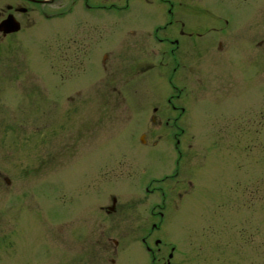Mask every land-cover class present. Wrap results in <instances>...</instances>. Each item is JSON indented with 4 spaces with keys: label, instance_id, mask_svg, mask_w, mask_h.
Masks as SVG:
<instances>
[{
    "label": "rangeland",
    "instance_id": "obj_1",
    "mask_svg": "<svg viewBox=\"0 0 264 264\" xmlns=\"http://www.w3.org/2000/svg\"><path fill=\"white\" fill-rule=\"evenodd\" d=\"M162 5L177 66L150 14L84 59L0 45V264H264V0Z\"/></svg>",
    "mask_w": 264,
    "mask_h": 264
},
{
    "label": "flooded vegetation",
    "instance_id": "obj_2",
    "mask_svg": "<svg viewBox=\"0 0 264 264\" xmlns=\"http://www.w3.org/2000/svg\"><path fill=\"white\" fill-rule=\"evenodd\" d=\"M134 1H138L136 5L135 3L133 4ZM162 2L163 0H0V45L12 42L18 43L20 47L24 43L31 45L36 42L37 34H44L51 52L54 46L59 45L58 48L61 49L64 57L69 56L72 51L75 58L84 59L86 56L90 57L91 54L98 53L100 46L95 47L96 43H101V46L108 44L109 51L112 50L111 48L116 43L114 26L117 19H119V25L128 27L133 23L139 22L145 14H150L156 17V20L152 22L156 31L158 30L156 33L159 42L166 45L170 44L168 57L173 59L177 66L180 64L179 60L192 50L191 45H186L187 42L191 41L192 35L188 33V41L186 40L183 47L181 46V41L174 36L159 37L158 33L162 30V25H156L155 22L164 17ZM148 7L152 8L153 13H147ZM178 13L169 10L167 15H171L170 18H175ZM138 16L139 19L136 18ZM175 21L184 27L179 25L176 28L181 29L180 32L182 34H186V23L179 18ZM168 22L173 24L174 21L170 19ZM170 26L167 25L163 28L167 30ZM106 28L108 29L106 30ZM2 49L0 46V51ZM166 53L168 52H162L165 55ZM108 56L107 53L103 54L104 59H107ZM35 59V55H33V60ZM176 66L174 67L175 69ZM51 71V69H47V72L45 70V76L48 75V85L50 86H52L53 82L52 77H49L52 74ZM62 74L64 75L65 73L62 72ZM168 101L172 102V99H168ZM182 110L183 112L185 111L184 108ZM153 111L157 112V107ZM144 118L146 119V117ZM156 119L157 116L153 114L151 121L154 123ZM168 119L170 120V118ZM166 124L169 125L168 128L174 129L177 127L173 123L170 125V121H167ZM172 129L170 134L173 140L177 142V134L179 132L172 131ZM147 136V133H143L142 140L145 145L148 142ZM181 157L182 153L180 152L179 158L175 160L177 166L181 163ZM177 173L179 174V171ZM177 173L176 175L178 176ZM176 175L174 176L176 177ZM153 226V231L158 228L156 224ZM142 240L146 244L145 236L142 237ZM158 240L156 242L157 245L160 244ZM174 248L175 246L171 248L172 252L169 253V257L174 256ZM146 249L152 254L153 262L151 261V263L156 264L155 253L157 251L150 249L147 244ZM157 249L160 251L161 248L158 247ZM170 263L171 259H168L166 264Z\"/></svg>",
    "mask_w": 264,
    "mask_h": 264
}]
</instances>
